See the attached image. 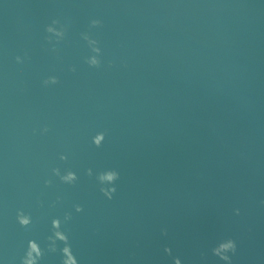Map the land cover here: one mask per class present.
Here are the masks:
<instances>
[{
  "label": "water",
  "instance_id": "water-1",
  "mask_svg": "<svg viewBox=\"0 0 264 264\" xmlns=\"http://www.w3.org/2000/svg\"><path fill=\"white\" fill-rule=\"evenodd\" d=\"M54 219L78 264H264V0H0V264H61Z\"/></svg>",
  "mask_w": 264,
  "mask_h": 264
},
{
  "label": "clouds",
  "instance_id": "clouds-1",
  "mask_svg": "<svg viewBox=\"0 0 264 264\" xmlns=\"http://www.w3.org/2000/svg\"><path fill=\"white\" fill-rule=\"evenodd\" d=\"M44 131H48L47 128ZM104 139V134H100L94 137L93 143L99 147L101 141ZM64 159V157H61ZM57 175H59V170H53ZM88 175H91V170H88ZM119 172L114 169H108L101 171L97 174V183L99 185V190L108 200H111L116 193V181L119 179ZM62 181L66 183H71L77 180V176L74 172L68 171L67 175L61 177ZM46 183H50L47 181ZM83 209L81 206L76 205V211L81 212ZM236 214L239 215V209H236ZM19 224L23 227H27L31 223V218L23 214H18L17 217ZM71 219L70 214L65 215V221ZM52 235L48 239V248L49 252L57 251V242L63 243V247L59 249L62 255L61 264H78V260L72 251V246L69 242L68 235L61 229V221L59 219H54L52 221ZM164 235H167V230H162ZM165 253L171 255V248L166 247L164 249ZM236 252V242L232 239H225L220 241L215 247L212 248V254L218 257L224 264H232L231 256ZM44 256V250L34 241H28V248L25 252L24 257L21 260V264H39L40 260ZM174 264H182L181 259L176 257L174 258Z\"/></svg>",
  "mask_w": 264,
  "mask_h": 264
}]
</instances>
